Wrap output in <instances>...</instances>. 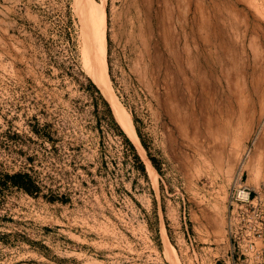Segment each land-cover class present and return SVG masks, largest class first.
<instances>
[{"label":"rangeland","instance_id":"obj_1","mask_svg":"<svg viewBox=\"0 0 264 264\" xmlns=\"http://www.w3.org/2000/svg\"><path fill=\"white\" fill-rule=\"evenodd\" d=\"M0 264H264V0H0Z\"/></svg>","mask_w":264,"mask_h":264},{"label":"bare ground","instance_id":"obj_2","mask_svg":"<svg viewBox=\"0 0 264 264\" xmlns=\"http://www.w3.org/2000/svg\"><path fill=\"white\" fill-rule=\"evenodd\" d=\"M216 13V12H215ZM217 18V17H216ZM216 18H214V20L212 21V25L211 26H214V28H218L219 27V23L217 22V20H215ZM207 20V19H206ZM209 20V19H208ZM207 20V21H208ZM212 20V19H211ZM139 21H140V17H139ZM207 25V24H206ZM215 34V33H214ZM218 37L219 35H222L223 37V34L221 32V29L220 31L216 34ZM221 37V39H222ZM223 40V39H222ZM221 40V41H222ZM225 43L226 42H222V44L219 46L220 47V50H223L225 48ZM229 45V44H228ZM227 45V46H228ZM223 52H225V50H223ZM93 78L96 80V82L100 85V87L102 88L103 87V82H102V79H101V76L98 74V73H94L93 74ZM257 84V83H256ZM256 84L253 86V88L257 89L256 87ZM185 85V83H184ZM104 88V87H103ZM123 116V115H122ZM121 116V117H122ZM122 119V118H121ZM125 121V120H124ZM126 129H128L127 125L125 124L124 125ZM252 196V189L247 186L246 184L244 183H241L239 182L238 184H236L233 188H232V191H231V195H230V201H233V202H240V203H247L249 202L250 198Z\"/></svg>","mask_w":264,"mask_h":264},{"label":"trees","instance_id":"obj_3","mask_svg":"<svg viewBox=\"0 0 264 264\" xmlns=\"http://www.w3.org/2000/svg\"><path fill=\"white\" fill-rule=\"evenodd\" d=\"M126 141L133 148L132 144L130 143V141L127 138H126ZM7 177L10 179V181L13 185L18 186L20 188H23L25 190H29L30 185H32L30 177L27 173H15V174H12V175L7 176Z\"/></svg>","mask_w":264,"mask_h":264}]
</instances>
